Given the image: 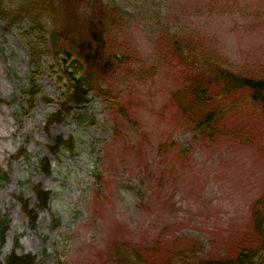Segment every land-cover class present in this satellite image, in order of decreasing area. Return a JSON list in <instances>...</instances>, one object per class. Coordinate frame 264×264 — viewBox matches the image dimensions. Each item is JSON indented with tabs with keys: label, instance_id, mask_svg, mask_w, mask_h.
Wrapping results in <instances>:
<instances>
[{
	"label": "rangeland",
	"instance_id": "374dc122",
	"mask_svg": "<svg viewBox=\"0 0 264 264\" xmlns=\"http://www.w3.org/2000/svg\"><path fill=\"white\" fill-rule=\"evenodd\" d=\"M48 1L44 46L32 24L0 21V215L9 221L0 264L11 252L37 264H127L117 246L135 247L144 264L179 250L198 258L233 251L264 193L263 115L240 90L217 100L232 106L219 133L201 136L176 91L195 74L181 59L186 47L235 73L264 74V0ZM104 7L114 10L107 50L124 57L112 68L104 56L94 64L87 45L80 50L101 32ZM65 49L98 90L81 109L90 126L77 124L62 96L71 85ZM56 138L71 139L74 151H53ZM35 187L48 193L45 208Z\"/></svg>",
	"mask_w": 264,
	"mask_h": 264
},
{
	"label": "trees",
	"instance_id": "16d2710c",
	"mask_svg": "<svg viewBox=\"0 0 264 264\" xmlns=\"http://www.w3.org/2000/svg\"><path fill=\"white\" fill-rule=\"evenodd\" d=\"M6 5V6H5ZM50 7L48 0H11L7 4L4 0H0V20L9 24L12 27L19 26L24 21L30 23L31 31L38 33L44 32L42 38L38 39V43L43 45L45 31L41 24L45 20L51 19L54 15L50 14ZM46 10V14L40 13L36 16L35 10ZM52 13V12H51ZM51 37V35H50ZM58 38V37H54ZM52 37V43H56V39ZM43 47V46H42ZM186 47V46H185ZM174 50L181 54L178 45L174 46ZM186 54H181V59L184 65L194 69L195 74L188 80L182 89H178L176 94H179L178 101L186 102L185 111L188 112V125L191 126L195 133L205 137H213L219 133V122L223 118L224 112H228L232 106L226 104L224 108L220 106L223 98H229L232 95L238 94L240 90H248L251 101L256 104L263 115L264 119V75H245L235 73L230 68L214 62L211 58L206 56H197L196 50L186 47ZM32 51V50H31ZM38 50L35 54L39 57L42 50ZM196 51V52H195ZM35 53V52H34ZM32 51V61L35 62L36 58ZM31 84H34L33 76L30 77ZM35 86V85H33ZM63 97L66 102H71L75 105H81L89 102L88 92L98 90L90 85H87L84 80L79 83L71 82L70 87L66 86ZM249 100V99H248ZM217 101V105H214ZM237 103V101H235ZM212 105H214L212 107ZM61 107L64 106L61 105ZM66 111L69 108H65ZM84 116L79 124L93 123L91 118H88L83 112H80L79 117ZM60 118V117H57ZM55 119V118H53ZM51 121V119H49ZM57 146L63 145L69 149H73L71 140L65 141L57 138ZM57 149V147H56ZM55 150V148L53 149ZM42 170L48 173V166L45 160H41ZM4 175L0 173V182ZM35 192L38 196V206L44 207L47 203V196L37 187ZM24 212L33 224L35 215L33 210H29L24 206ZM248 222L251 231L246 237L235 244L233 251L225 256L219 257H199L195 256V251L184 252L179 250L176 254L171 255L169 259L158 262V259H152L145 264H260V259L264 257V193L257 197L250 205ZM8 228V220L5 216L0 215V242H3L4 233ZM116 254L120 260H126L131 264H144L141 261L140 255L135 251L132 252L126 247H120L116 250ZM258 261L255 263V258ZM3 264H36L34 256L29 254L17 255L14 252L6 257Z\"/></svg>",
	"mask_w": 264,
	"mask_h": 264
},
{
	"label": "flooded vegetation",
	"instance_id": "af4514ba",
	"mask_svg": "<svg viewBox=\"0 0 264 264\" xmlns=\"http://www.w3.org/2000/svg\"><path fill=\"white\" fill-rule=\"evenodd\" d=\"M107 27L108 26L102 24V29H101V32L99 33V35H96L97 33L95 31H91V35H92L91 40L87 41L86 44L81 45L80 50L83 49L87 45L88 51L90 52L91 55H93V57H91V58H92V60H93L92 62H94V64H100V62L103 61V56H104L107 59H109V61L106 60L105 63L109 66V68H112L113 64L115 63V59L121 60L122 55H120V54H115V55L109 54V50H107V47H108L107 38L105 37ZM87 56L88 55H86V57ZM74 59H76V58L70 57V59L68 60V63ZM69 67H71V64Z\"/></svg>",
	"mask_w": 264,
	"mask_h": 264
},
{
	"label": "water",
	"instance_id": "95a60500",
	"mask_svg": "<svg viewBox=\"0 0 264 264\" xmlns=\"http://www.w3.org/2000/svg\"><path fill=\"white\" fill-rule=\"evenodd\" d=\"M66 54H67V56H69L70 55V53L68 52V51H66ZM71 75V74H70Z\"/></svg>",
	"mask_w": 264,
	"mask_h": 264
}]
</instances>
